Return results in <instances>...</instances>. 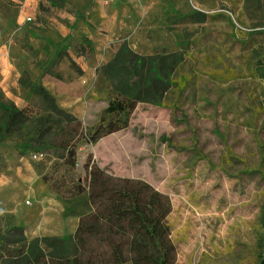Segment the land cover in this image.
Masks as SVG:
<instances>
[{
	"label": "rangeland",
	"instance_id": "obj_1",
	"mask_svg": "<svg viewBox=\"0 0 264 264\" xmlns=\"http://www.w3.org/2000/svg\"><path fill=\"white\" fill-rule=\"evenodd\" d=\"M68 15L91 29V48L72 35ZM61 23L69 32L58 31ZM61 40L97 78L53 60ZM123 44L144 57L178 53L181 62L157 103L113 116L101 68ZM21 80L43 85L79 126L48 113ZM0 102L33 110L28 123L0 129L1 233L16 226L27 240L40 238L45 216L57 228L53 213L42 214L44 198L84 210L87 167L96 165L169 198L174 264L264 261V0H66L61 8L0 0ZM109 120L118 130L104 134ZM77 220L63 215L65 233Z\"/></svg>",
	"mask_w": 264,
	"mask_h": 264
},
{
	"label": "trees",
	"instance_id": "obj_2",
	"mask_svg": "<svg viewBox=\"0 0 264 264\" xmlns=\"http://www.w3.org/2000/svg\"><path fill=\"white\" fill-rule=\"evenodd\" d=\"M45 1L53 8H61L66 3V0ZM81 38L89 48L92 47L87 38ZM53 60H66L74 73L83 74L68 55L67 45L62 40L55 44ZM180 62L181 55L178 53L144 57L134 53L126 44L121 45L101 68L103 77L115 94L106 112L117 116L126 109H134L139 102L157 103L170 87V78ZM19 83L30 96L42 102L48 113L79 126L76 118L60 108L55 97L39 82L21 80ZM0 110L3 113L2 130L24 125L33 117L31 108H17L13 104L0 102ZM106 127L109 131L104 134L118 130L111 120ZM98 139L99 136L94 135L93 142L91 139L89 142L94 143ZM65 146L67 141L61 144V147ZM21 151L26 152V145ZM67 153L69 159L75 155L74 149ZM33 155L44 158L42 153ZM87 169L86 208L75 212L65 208L64 211L65 216L75 215L78 218L74 234L29 241L22 227H11L5 233L0 232V264L175 263L176 251L167 224L171 213L169 198L144 181L113 176L96 165ZM81 191L79 189L78 193Z\"/></svg>",
	"mask_w": 264,
	"mask_h": 264
},
{
	"label": "crops",
	"instance_id": "obj_3",
	"mask_svg": "<svg viewBox=\"0 0 264 264\" xmlns=\"http://www.w3.org/2000/svg\"><path fill=\"white\" fill-rule=\"evenodd\" d=\"M117 2V0H115ZM127 9H129L128 6H126L124 8V14L127 15ZM118 15H119V10H117V7L115 8L114 12H113V21H112V27L110 31H114L116 32L119 28V21H118ZM65 20L66 22H69L73 28H74V33L72 35H74L75 37H85L88 40L92 41L94 43V41L92 40L93 38V34L91 33V29L89 27H87L86 23L83 22L82 20L76 19L75 16H65ZM64 24V25H62ZM60 26V27H59ZM58 26V31H63V34L66 33L67 31L69 32V30L67 29V31H65L66 26H68V24L66 23H61V25L59 24ZM65 31V32H64ZM98 45V44H97ZM98 64V62H97ZM82 71H83V77H86L87 80H89L91 82V80H94L95 77L97 78L98 76H96V73L92 72V70L89 69L88 66L85 67H81ZM95 94H97V91H95ZM40 205L43 208H46L47 211H45L44 209L42 210V214L46 213V214H51L53 213L56 217V221H58V225L57 228L54 229V227H52L53 223H54V219H52L50 216L47 217H43V222L40 223L42 225V227L40 228V230L38 229L37 232V236L38 237H61L65 234L66 228H65V224L63 222V215H64V211H65V207H63L64 205H62L61 203H59L58 201L55 200H51V199H47L44 198L40 201ZM54 217V218H55ZM63 222V223H61ZM48 223V226H46V224ZM61 223V224H60ZM77 223L78 220L76 221V226L74 227V231L76 230L77 227ZM46 232H50V233H46Z\"/></svg>",
	"mask_w": 264,
	"mask_h": 264
},
{
	"label": "built area",
	"instance_id": "obj_4",
	"mask_svg": "<svg viewBox=\"0 0 264 264\" xmlns=\"http://www.w3.org/2000/svg\"><path fill=\"white\" fill-rule=\"evenodd\" d=\"M31 157H32V159L34 161H40L42 159V156L41 155H31ZM27 204H28V202H27Z\"/></svg>",
	"mask_w": 264,
	"mask_h": 264
},
{
	"label": "water",
	"instance_id": "obj_5",
	"mask_svg": "<svg viewBox=\"0 0 264 264\" xmlns=\"http://www.w3.org/2000/svg\"><path fill=\"white\" fill-rule=\"evenodd\" d=\"M260 264H264V261H262Z\"/></svg>",
	"mask_w": 264,
	"mask_h": 264
}]
</instances>
